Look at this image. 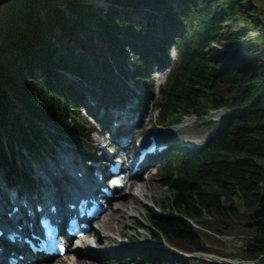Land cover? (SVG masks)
Returning a JSON list of instances; mask_svg holds the SVG:
<instances>
[{
  "label": "trees",
  "instance_id": "trees-1",
  "mask_svg": "<svg viewBox=\"0 0 264 264\" xmlns=\"http://www.w3.org/2000/svg\"><path fill=\"white\" fill-rule=\"evenodd\" d=\"M94 1L0 0V170L26 176L16 156L56 142L51 125L86 155L95 127L79 112L84 93L72 77L104 94L126 78L145 107L152 64L171 62L151 99L160 125L194 116L210 128L211 112H229L200 147L163 153L168 194L137 225L155 246L121 264H218L193 252L264 264V0ZM220 235L240 244L224 253Z\"/></svg>",
  "mask_w": 264,
  "mask_h": 264
},
{
  "label": "rangeland",
  "instance_id": "rangeland-1",
  "mask_svg": "<svg viewBox=\"0 0 264 264\" xmlns=\"http://www.w3.org/2000/svg\"><path fill=\"white\" fill-rule=\"evenodd\" d=\"M98 2L94 1L96 4ZM107 2L104 0H99V4L106 5ZM98 4V3H97ZM101 6V5H100ZM99 7V6H97ZM103 8V7H101ZM132 17H138L141 16L140 14L130 13L129 14ZM238 26H242L241 22L237 23ZM264 25L263 24H259ZM264 33V27H261V33ZM254 34V33H253ZM170 55L172 58L175 57V51L172 47H170ZM167 74L165 75L166 78ZM164 79H157L153 77V80L150 81L152 84L153 89V96H155L157 92V86L162 85V83L165 81ZM73 81L81 88V90L84 92L86 91L85 95L86 98L83 99V105L80 108V114L86 118V120H91L93 125L96 127V131L93 132L90 135V140L85 142V149L84 151L87 152V148H93L94 152L101 151L99 145L103 146V143L105 140L107 141V134L108 131L107 128L109 126V123L111 121L110 117H107V115H104V118L107 121V124L102 128L100 126V123L97 122V118L101 114H107L108 110L106 108H109L111 104H120V106H125L126 102H133L135 97L142 94V91L140 88L135 86L130 80L123 78L121 76H116L113 79V88L104 94V89L102 85L98 84V82H88L87 80H80L77 77H72ZM91 97L92 100L96 101V104L93 105L89 99ZM152 96V97H153ZM150 98L148 100V103L143 107L142 105L137 106V109L141 111V123L139 121V127L135 128L134 130H141V134L139 138L145 136L146 134H155L158 136L159 139L163 140L170 146L166 151L169 150L172 146H186V147H199L202 145L208 137L213 133L215 130L218 120L221 117V115L226 114L229 112V110H218L215 112L210 113L208 116V120L212 121L211 127H207V125L198 123V121H195V117H189L186 118L184 121L180 122L179 124L169 126V125H160L158 123V117L156 115V111L153 107V98ZM87 99V100H86ZM152 99V100H151ZM99 102V103H98ZM92 104V105H91ZM97 105V106H96ZM105 109V110H104ZM92 115H90V113ZM86 115V116H85ZM81 119V118H80ZM50 132L57 136L56 142L50 143V145L40 152H34L33 155H28L26 152L23 153V155L16 156V162L18 166L22 169L26 170L27 175L23 176L20 173L13 174L9 178V182H7L6 176L3 177L2 171L0 170V178L1 181H5L7 183H16L18 186H23V188H29L31 189L32 193H35L36 188V181L32 180L31 170L33 169V165L38 161L42 163L43 165L46 163H53V157L56 155V157L65 156V157H76V160L79 163H87V165H90L87 160L84 159L83 156V150L82 148L76 147L75 145L67 143L65 140L59 138V135L57 131L54 129V126L51 125ZM138 139V138H137ZM53 154V155H52ZM99 152L96 154V156H99ZM157 160H155L154 167L152 168V173L148 171L147 169L142 172V176L145 179L143 181L145 183L150 184L152 186V191L146 192L147 195L145 197L143 196H133L132 198L129 197V194L132 193L133 189L131 187L130 183L133 182H139L142 181L141 179H129L123 189L117 191L115 193V197L111 199V204L109 207L103 212L101 217L95 221H93L91 224L98 225L101 223H111V225L115 224L114 220V206L115 203H117L120 200L129 199L128 207L134 208L131 214H126L123 219L122 223L124 234L122 236H119L116 234V232L109 231L108 233L117 237L119 239L120 243H123V246L120 247L118 244H109L107 246H97L98 249L102 248H110V249H117L113 254L98 257V255H92L88 258H85L82 255H75L74 257L81 260L82 264H121L126 260H137L138 259V251L139 249L143 247H150L155 246L153 244L152 239L149 237V234L146 232L143 228H137V225L139 223L144 224L146 223L145 217L148 207L155 206L154 203H158L159 200L164 197V195L168 194L167 187L162 182V172L165 164L164 155H157ZM96 164V162H94ZM264 164V163H263ZM53 165V164H52ZM83 165V164H81ZM149 174L152 176L149 177ZM148 176V177H147ZM27 177V178H26ZM130 184V185H129ZM152 194V197H151ZM92 231V227L90 226L88 231L86 232V236H90V233ZM132 237L138 241V243H132L129 241V238ZM222 241L226 242L229 246L223 248L224 253H230L234 251L233 245H239L240 244V237L239 235H220L219 237ZM231 244V245H230ZM233 244V245H232ZM160 247H166V245H159ZM219 248V247H218ZM199 253V252H198ZM207 254H215L213 252L207 253ZM70 253H66L62 257L65 258L67 262H64V264L69 263V257ZM224 257H228L227 255H222ZM56 258L51 260L52 262H59V260L62 258ZM252 263V262H250ZM243 264H249V263H243Z\"/></svg>",
  "mask_w": 264,
  "mask_h": 264
},
{
  "label": "bare ground",
  "instance_id": "bare-ground-1",
  "mask_svg": "<svg viewBox=\"0 0 264 264\" xmlns=\"http://www.w3.org/2000/svg\"><path fill=\"white\" fill-rule=\"evenodd\" d=\"M259 34L261 33V30L258 31ZM254 34H250L247 39L253 37ZM264 83V82H263ZM133 104L128 105L124 109H114L110 111V114L113 118H115L118 122H120V127L127 131V133H133L134 129L137 127V122L141 120L139 115H137L133 109ZM141 123V121H140ZM117 129H114L115 135L118 137V134L116 132ZM137 132H135L136 134ZM133 134V135H135ZM128 135V134H127ZM53 162L42 164L40 162H36L33 165L32 172V180L36 181V188L33 189H43L44 192H42L44 195L41 197L40 195H37L36 197L31 194L29 191L22 190L23 186H18L17 184H11L7 183L4 180L1 181L0 178V200H1V206H0V212L2 211V208L8 209V206L10 204H19V201L21 199H24L27 201L28 204L33 203L36 200H44L45 202H54L58 208L64 207V201L59 197V193L62 196H66V192L62 193V190L64 189L65 183L63 182L64 179L66 181L71 182V179L73 180H80V177L76 175L75 169L78 167L77 164L79 163L76 160V157H65L60 156L56 157V155L53 157ZM149 161H143L139 164L142 168L147 167L149 165ZM82 164H85L82 162ZM86 167L91 170L90 166L86 164ZM79 169V167L77 168ZM68 175L71 179L68 177H65ZM141 173H134L130 177L134 179H141L142 181L139 182H133L130 183L131 187L133 189L132 193L129 194V197L132 198L133 196H143L147 195L146 192L152 191V186L150 184L145 183L143 179L144 177H141ZM152 176L149 174V177ZM141 177V178H140ZM148 177V176H147ZM129 184V185H130ZM56 185V186H55ZM38 189V191H40ZM115 197V196H113ZM112 197V198H113ZM152 197V194H151ZM129 199L120 200L117 203H115L114 206V220L115 224L111 225V223H101L98 225L91 224L92 231L90 233V236L84 235L82 238H78L75 242H72L68 248L67 251L63 254L65 255L67 252L70 253L69 257V263L67 264H82L81 260L75 258V255H82L85 258H88L92 255H98V257H103L107 255L113 254L117 249H110V248H102L98 249L97 246H107L109 244H118L120 247L123 246V243L119 242V239L108 232H116L117 235L122 236L124 234L122 223L123 217L128 214L135 212L133 211L134 208L128 207ZM111 204V200L108 202V207ZM107 207V208H108ZM106 208V209H107ZM105 209V210H106ZM104 210V211H105ZM103 211V212H104ZM102 212V214H103ZM25 215V210L21 205H19L18 211H15L11 213L12 217H15L16 215ZM101 214V215H102ZM34 217L37 215V212H34ZM101 215L98 217V219L101 217ZM20 245L23 246L24 250H27V247L24 243H20ZM65 258H61L59 262H48V263H40V264H64V262H67L64 260Z\"/></svg>",
  "mask_w": 264,
  "mask_h": 264
},
{
  "label": "water",
  "instance_id": "water-1",
  "mask_svg": "<svg viewBox=\"0 0 264 264\" xmlns=\"http://www.w3.org/2000/svg\"><path fill=\"white\" fill-rule=\"evenodd\" d=\"M206 256H212L211 254H207Z\"/></svg>",
  "mask_w": 264,
  "mask_h": 264
}]
</instances>
